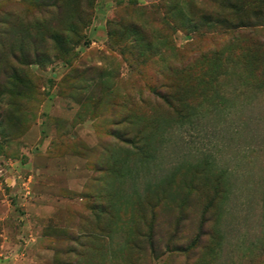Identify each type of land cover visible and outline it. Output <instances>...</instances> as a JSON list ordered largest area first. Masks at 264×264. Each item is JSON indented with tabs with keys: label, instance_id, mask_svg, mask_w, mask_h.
<instances>
[{
	"label": "rangeland",
	"instance_id": "rangeland-1",
	"mask_svg": "<svg viewBox=\"0 0 264 264\" xmlns=\"http://www.w3.org/2000/svg\"><path fill=\"white\" fill-rule=\"evenodd\" d=\"M262 2L0 0V264H264Z\"/></svg>",
	"mask_w": 264,
	"mask_h": 264
},
{
	"label": "trees",
	"instance_id": "trees-1",
	"mask_svg": "<svg viewBox=\"0 0 264 264\" xmlns=\"http://www.w3.org/2000/svg\"><path fill=\"white\" fill-rule=\"evenodd\" d=\"M231 7L233 8V9H237V13H239V12H241L242 11V9H240V7H237V5H235V4H232L231 5ZM255 14H256V17L257 18H260V17H262V18H264V2H262L261 4H260V6L258 7V9L256 10V12H255ZM210 21H214L213 19H211ZM218 22V21H217ZM226 25H227V27H232V22H231V20H225V21H223ZM222 22V23H223ZM244 23V22H243ZM244 26H252V23H249V24H243ZM254 25V24H253ZM161 97H163V98H165V95L166 94H162V93H160L159 94Z\"/></svg>",
	"mask_w": 264,
	"mask_h": 264
}]
</instances>
